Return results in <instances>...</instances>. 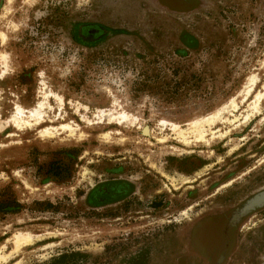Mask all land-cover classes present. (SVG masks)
I'll use <instances>...</instances> for the list:
<instances>
[{
  "label": "rangeland",
  "instance_id": "rangeland-1",
  "mask_svg": "<svg viewBox=\"0 0 264 264\" xmlns=\"http://www.w3.org/2000/svg\"><path fill=\"white\" fill-rule=\"evenodd\" d=\"M165 4L0 0L7 35L0 53L10 60L6 75L0 65V247L13 250L15 231L53 233L6 264H126L142 252L153 264L158 244L168 237L173 251L180 244L173 231L204 208L264 186V0H197L183 12ZM83 23L111 34L82 44L74 28ZM40 72L55 112L41 125L16 128L7 115L17 100H41ZM241 89L232 110L203 122L207 139L216 135L211 143L180 141L194 139L196 122L215 117ZM113 96L129 111L124 124L96 116L111 110ZM60 123L74 125L76 135L56 133ZM48 127L57 135L43 139ZM111 177L127 178L134 192L125 204L96 211L90 190ZM251 230L264 264L261 214L244 223L245 246ZM202 244L200 237L191 246Z\"/></svg>",
  "mask_w": 264,
  "mask_h": 264
},
{
  "label": "flooded vegetation",
  "instance_id": "flooded-vegetation-1",
  "mask_svg": "<svg viewBox=\"0 0 264 264\" xmlns=\"http://www.w3.org/2000/svg\"><path fill=\"white\" fill-rule=\"evenodd\" d=\"M157 1L166 3L165 5L174 12L191 11L197 5V0ZM74 31L75 40L87 45L97 43L111 34L105 26L93 23L78 24ZM132 192L134 191L127 178L111 177L94 184L87 200L91 208L100 211L103 207L125 204ZM234 198L229 200L224 198L204 208L183 228L173 231L179 237L180 244H173L172 251V247H167L164 242L166 240L169 242V238L166 237L162 244H158L153 264H261L255 247L257 243L252 236L253 231L244 234L251 237L248 246L243 245L240 237L243 234L242 227L250 217L257 213L264 217V186L237 202H234L236 201ZM120 209L124 213L129 212L128 209L122 207ZM200 237L206 244H202L201 247L195 245L194 249L191 244L199 242ZM227 252L228 256L225 254ZM134 257L136 262L125 263L144 264L148 255L142 252Z\"/></svg>",
  "mask_w": 264,
  "mask_h": 264
},
{
  "label": "bare ground",
  "instance_id": "bare-ground-1",
  "mask_svg": "<svg viewBox=\"0 0 264 264\" xmlns=\"http://www.w3.org/2000/svg\"><path fill=\"white\" fill-rule=\"evenodd\" d=\"M0 39L2 42H5L7 39V35L2 31H0ZM9 61L10 60H9L8 53L7 52H1L0 53V65H2L4 68V71L2 70L4 72L3 75H6L8 72V69L10 67ZM39 80L42 84V88H41V91L37 92L38 94L36 95V97H37L36 99L37 100L41 99L40 101H36L33 105L29 106V105H22L17 100L14 102L13 106L11 107L10 114L7 115L8 116L7 121L12 123V125H14V127L22 129V128H31V127H33L34 124L41 125L44 123L46 116L50 113V110L54 111V106L52 105V103H50V100L48 99L49 86L47 85V83L44 80L43 72L39 73ZM242 90L243 89H241L236 94H234L226 106L224 105L222 108L220 107L221 109H219L217 111V115L215 117H207L204 121L200 120V121L196 122L197 130H199V132L197 133L198 135L194 139H189L186 136H182L180 138V141L182 143L188 144V145L193 144V143H200V144L211 143L215 139L216 135H213L211 137V139L210 138L207 139L206 134L202 131L203 122H205L207 124H213L214 122L219 120L220 116L224 113V111L232 110L233 107L236 106L237 98H238V96H240V93ZM3 93H4V90L0 87V119H2ZM54 96L57 99V101L59 102L60 107H64L65 100H64L63 95L56 92ZM111 104H112V108L110 111H107L106 109L101 108L100 109V115L99 116L96 115V116L99 117V119H101V118L103 119L104 117H109V120H114V121L117 120L119 123L124 124V122H126L129 119V111L126 110L123 107V105L118 101V99L114 96L111 100ZM255 109H258V105H255ZM138 118L139 117L137 116V119ZM102 119H101V121H102ZM168 122L169 121L165 118H162V120H161L162 125H167ZM89 123H91V122L89 121ZM59 126H60L59 129L54 128L56 133L61 130V132H66L67 135H69V136L76 135V131L78 130V128H76L71 123H67V124L60 123ZM52 127H54V126H52ZM52 127H48L46 129H44V131L42 130L41 137L43 139L52 138V137H55L57 135L56 133H54L52 131V129H53ZM111 131L118 133V131H116L115 129H113ZM111 131L104 132L103 135L106 138H108L110 136ZM147 131H145V132H147ZM81 135L82 134L80 132L79 136H81ZM162 139L163 138H161V140ZM45 234H46V236H48V235H51L53 233H51L49 231H46L44 234H42V233L36 234V233H32L30 231H15V232H13L11 240H10V243L13 246V250L9 253H4L2 249L5 247V244L2 247H0V264L9 263L20 252H22L25 247L33 245L36 241L41 240L42 238L44 239ZM16 264H21V263L17 262Z\"/></svg>",
  "mask_w": 264,
  "mask_h": 264
},
{
  "label": "trees",
  "instance_id": "trees-1",
  "mask_svg": "<svg viewBox=\"0 0 264 264\" xmlns=\"http://www.w3.org/2000/svg\"><path fill=\"white\" fill-rule=\"evenodd\" d=\"M191 41H192V42H191ZM184 42H185V44H186L187 46H190V47H193V46L195 45V40H194L192 37H190L189 35L185 37ZM63 257H65L64 254L61 255V257H58V258H56V259H60V258L62 259ZM56 259H55V260H56Z\"/></svg>",
  "mask_w": 264,
  "mask_h": 264
}]
</instances>
